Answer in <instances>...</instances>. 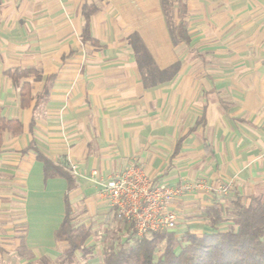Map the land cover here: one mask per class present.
Here are the masks:
<instances>
[{
	"label": "crops",
	"instance_id": "1",
	"mask_svg": "<svg viewBox=\"0 0 264 264\" xmlns=\"http://www.w3.org/2000/svg\"><path fill=\"white\" fill-rule=\"evenodd\" d=\"M84 6L94 8L96 45L81 38ZM185 6L188 43L174 44L161 0H0V110L20 125L0 144V264L53 256L64 264L67 244L54 233L65 198L75 225L89 228L84 219L104 208L113 214L87 180L73 178L68 191L65 178L44 179L37 152L63 170L70 161L105 179L136 165L172 186L230 183L226 200L193 193L171 206L207 231L203 211L213 203L264 200V0ZM168 13L176 24L175 3ZM134 34L160 71L178 64L171 79L144 85L129 44ZM29 69L35 73L17 81L5 73Z\"/></svg>",
	"mask_w": 264,
	"mask_h": 264
},
{
	"label": "trees",
	"instance_id": "2",
	"mask_svg": "<svg viewBox=\"0 0 264 264\" xmlns=\"http://www.w3.org/2000/svg\"><path fill=\"white\" fill-rule=\"evenodd\" d=\"M169 3H175L177 6L176 24L170 23ZM161 6L173 43L187 44L185 0H161ZM93 12L92 7L84 6L82 9L85 23L81 38L83 43L96 45L97 42L91 38L89 31V19ZM129 44L145 86H154L157 82L166 81V78L171 79L177 73L178 64L160 71L137 34L129 38ZM5 73L17 81L35 71L8 70ZM20 100L23 107L29 103L28 84H23ZM6 130L18 133L20 125L14 120H5L0 110V144L2 133ZM29 148L32 149V146ZM37 158L43 163L44 179L63 177L67 181V190L73 188L74 179L69 172L39 152ZM71 213V207L65 198V216L54 233L56 241L67 244L61 261L64 264L71 263L77 252L82 256L89 253L86 241L91 236V231L85 225H75ZM203 217L209 222V232L196 235L185 230L181 234L172 231L152 233L142 238L133 237L122 243L118 249L111 248L106 251L102 264H264V200H253L249 205H245L240 197L235 195L230 207L226 208L220 202H215L204 209ZM225 222H231V225L222 231L220 226ZM161 247L160 254L155 257Z\"/></svg>",
	"mask_w": 264,
	"mask_h": 264
},
{
	"label": "built area",
	"instance_id": "3",
	"mask_svg": "<svg viewBox=\"0 0 264 264\" xmlns=\"http://www.w3.org/2000/svg\"><path fill=\"white\" fill-rule=\"evenodd\" d=\"M65 168L73 178H82L94 185L98 202L110 208L115 218L130 226L138 238L175 231L178 216L171 206L177 199L193 193L224 196L231 191L230 183L211 185L202 179L176 186L158 183L136 165L106 179L96 169L81 172L70 161L65 163Z\"/></svg>",
	"mask_w": 264,
	"mask_h": 264
},
{
	"label": "rangeland",
	"instance_id": "4",
	"mask_svg": "<svg viewBox=\"0 0 264 264\" xmlns=\"http://www.w3.org/2000/svg\"><path fill=\"white\" fill-rule=\"evenodd\" d=\"M226 196L227 195L220 197L224 199ZM224 200H226V198ZM195 206L197 205L195 204ZM177 214L178 226L174 231L176 234H181L185 230L200 231V233H198L200 235L205 232H209L203 227H199V223L197 222L188 223L193 218L196 219V216L188 217L189 215L184 211H181ZM84 220H86V224L89 225L91 231V236L86 241V247L89 250V253L86 256H82V254L78 252L72 264H102V258L106 251L111 248L118 249L122 243L131 240L133 237H136L131 227L126 226L123 222L118 221L114 215L110 212H107L105 208L104 210H101L100 213H97L91 217H87ZM223 230H226V228H223ZM162 247L159 248L155 257H158ZM14 261L11 260L5 264H25L17 257ZM52 261L56 262L55 256H53L52 259L48 257H42L36 261V264H53Z\"/></svg>",
	"mask_w": 264,
	"mask_h": 264
}]
</instances>
